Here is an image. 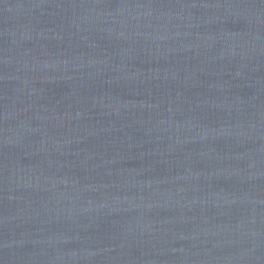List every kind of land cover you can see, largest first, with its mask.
<instances>
[{
  "label": "water",
  "instance_id": "95a60500",
  "mask_svg": "<svg viewBox=\"0 0 264 264\" xmlns=\"http://www.w3.org/2000/svg\"><path fill=\"white\" fill-rule=\"evenodd\" d=\"M0 264H264V0H0Z\"/></svg>",
  "mask_w": 264,
  "mask_h": 264
}]
</instances>
